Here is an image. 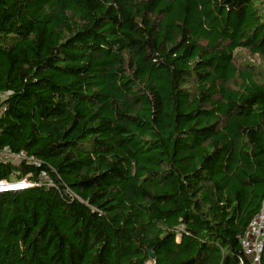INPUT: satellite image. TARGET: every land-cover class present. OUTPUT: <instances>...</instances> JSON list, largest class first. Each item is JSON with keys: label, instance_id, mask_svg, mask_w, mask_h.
Instances as JSON below:
<instances>
[{"label": "trees", "instance_id": "16d2710c", "mask_svg": "<svg viewBox=\"0 0 264 264\" xmlns=\"http://www.w3.org/2000/svg\"><path fill=\"white\" fill-rule=\"evenodd\" d=\"M239 50L264 62V0H0V154H25L0 181L31 184L0 193V264H239L264 202Z\"/></svg>", "mask_w": 264, "mask_h": 264}, {"label": "built area", "instance_id": "2783aa9c", "mask_svg": "<svg viewBox=\"0 0 264 264\" xmlns=\"http://www.w3.org/2000/svg\"><path fill=\"white\" fill-rule=\"evenodd\" d=\"M7 95V93H0V117L6 110L4 101ZM22 160H25L24 153L10 154L4 151L0 154V161L19 164ZM40 179L48 180L47 174L44 172L40 173ZM29 186L31 184L26 178L21 181H15V179L11 181L2 180L0 181V193L15 192L14 189L21 191ZM239 242L243 257V260L239 264H244L245 262L248 264H261V254L264 249V202L259 213L250 222L246 231L239 237Z\"/></svg>", "mask_w": 264, "mask_h": 264}, {"label": "rangeland", "instance_id": "374dc122", "mask_svg": "<svg viewBox=\"0 0 264 264\" xmlns=\"http://www.w3.org/2000/svg\"><path fill=\"white\" fill-rule=\"evenodd\" d=\"M238 64H249L256 68L259 75H264V62L256 56H251L247 51H237ZM21 185V184H20Z\"/></svg>", "mask_w": 264, "mask_h": 264}, {"label": "bare ground", "instance_id": "6f19581e", "mask_svg": "<svg viewBox=\"0 0 264 264\" xmlns=\"http://www.w3.org/2000/svg\"><path fill=\"white\" fill-rule=\"evenodd\" d=\"M17 190H19V189H14V191H17Z\"/></svg>", "mask_w": 264, "mask_h": 264}, {"label": "water", "instance_id": "95a60500", "mask_svg": "<svg viewBox=\"0 0 264 264\" xmlns=\"http://www.w3.org/2000/svg\"><path fill=\"white\" fill-rule=\"evenodd\" d=\"M153 257V255L151 254V258Z\"/></svg>", "mask_w": 264, "mask_h": 264}]
</instances>
